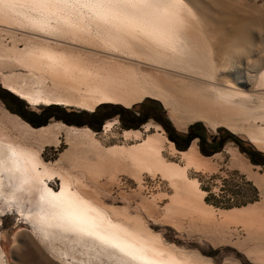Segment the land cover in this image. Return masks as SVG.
Returning <instances> with one entry per match:
<instances>
[{"label":"bare ground","instance_id":"obj_1","mask_svg":"<svg viewBox=\"0 0 264 264\" xmlns=\"http://www.w3.org/2000/svg\"><path fill=\"white\" fill-rule=\"evenodd\" d=\"M259 19L237 18L215 0H161L151 7L108 0L67 6L55 0H0V70H10L0 75L31 105L92 111L103 103L129 108L151 97L162 102L178 130L195 121L223 126L244 133L264 151ZM19 67L24 74L14 71ZM117 124L116 118L107 119L100 138L88 126L59 120L33 127L0 105V195L20 212V198L30 193L23 212L50 253L70 256L75 264H215L167 240L150 227L152 221L180 232L236 237L234 243L251 260L264 264V168L225 146L231 164L247 173L261 198L216 206L205 200L199 176L190 173L214 172L212 157L221 153L203 155L195 139L178 150L153 120L122 128V142L105 143ZM62 140L67 146L60 157L44 160L45 145ZM163 150L178 154L180 162L165 158ZM125 177L133 179L131 196L138 200L121 193ZM114 188L121 189V205L113 203ZM26 236L31 244L14 247L11 262L0 251V264H60Z\"/></svg>","mask_w":264,"mask_h":264},{"label":"rangeland","instance_id":"obj_2","mask_svg":"<svg viewBox=\"0 0 264 264\" xmlns=\"http://www.w3.org/2000/svg\"><path fill=\"white\" fill-rule=\"evenodd\" d=\"M215 1L221 4H225L229 10H232L233 15L237 18H249V20H255L256 23H260V17L261 19H264V0ZM263 19L261 23H264ZM254 30H256V27ZM4 40L10 43L9 37L6 36ZM17 44L19 47L23 46L22 41H18ZM252 49L258 48L253 47ZM4 69H1L2 72L4 71V74L10 71L8 68ZM16 70L20 71L21 74L25 73V71L20 67L16 68L14 71ZM2 72L0 75V105L2 107L4 106L7 111H10V113L19 116L22 120L26 121L27 123L29 122L26 117H30L31 111L35 113H40L44 108L48 107L49 110L51 109V115L47 119V122L45 124L53 122L54 120H59L68 125L88 126L92 130H94L98 136L100 135L99 137L101 138V130L103 123L107 119L116 118L118 120L116 134L111 135V137L105 140V143H112L122 142L123 139L119 133L122 128H141L143 123H146V121L149 120H153L162 126L164 131H166L165 133L168 139L174 142L178 150H180V146H185L186 144V135L188 133L189 127L197 123L193 126L194 131H200V129H203L206 139L208 141H214L215 143L214 146L208 148V150L206 149L207 151L204 149V151L202 152L200 148H203L204 144L200 142L198 138V146L200 152L205 156H212L219 152L221 153V155L212 157L217 167L214 172H210L209 174H201L199 172L193 171L190 174H194L197 177L199 176L198 178L202 183L201 186L207 192L205 200L216 206L231 207L234 205H239H231L229 202V197L230 195L242 194L241 188L237 186V176H241L242 174L246 176V174L243 173L240 169H238V167L231 164L230 157L226 151L225 146L231 145L236 147L240 154L245 156L252 164L260 166V170L263 171L264 151L257 149L256 146L247 139L244 133H235L223 126L217 127L216 129H212L203 124L202 121H195L194 123H191L190 125H188L186 130H178L170 121L168 117V110L163 106L160 100H156L151 97H146L141 102L136 103L135 105L129 108L118 104L103 103L98 105L91 112L85 111L77 107L66 105L62 106V104L55 103L31 105L27 102V100L20 97L16 93L15 89L11 90L13 88L11 87V85L8 84L9 81L7 83L6 79L2 77ZM23 115L25 117H23ZM214 137L215 140H213ZM66 146L67 145L64 143L63 140L58 146L45 145L42 151V156L44 160H57L60 157L61 152L66 148ZM212 149H214L215 151L213 153H210L209 150ZM162 153L165 158L180 162L178 154H170L166 150H163ZM251 158L254 159V162L251 161ZM147 179L148 181H150V178ZM124 180L125 185L123 186L124 188H122L124 191H122L121 193L125 194L128 191L130 194H127V196L134 195L135 192L133 189L136 186L133 182V179H131L130 177H125ZM53 185L56 186L55 183ZM110 190L112 195L114 194L113 196L116 197H114L113 203L116 205L123 204L120 198L121 189L114 188ZM130 190H133L134 193L132 192V194ZM29 195L30 193L26 192L25 197L20 198V202L23 203L20 204L22 209L20 212L15 209V205L11 206L10 208L8 206L9 201L5 199L2 195H0V251H2L1 255L3 259H10L9 261L11 262V260L14 259V257L11 255V250L14 247L18 245L23 246V244L20 243H24L26 241L31 244V239L29 240V238L26 236L30 234L33 239L37 242L35 243L38 244V246H41L40 248H42V251L44 250V253L46 255H49L52 260L54 259L55 262L60 264H75L76 260L71 258L70 256H65L64 259H61L50 253L47 250L45 244L40 241L36 233L33 231L29 221V215L24 214L23 212V209L29 203ZM135 196H131L130 198H132L133 200H138L136 194ZM240 199L241 202L247 200V203L253 202L257 199L259 200V192L253 181L250 180V182H248V186L245 187L244 190V198ZM133 200L132 204L134 205L135 202ZM106 201L111 202V199L108 198V200L106 199ZM241 204L246 203L244 202ZM149 225L151 228L161 231L167 240L177 245L184 246L186 249L198 251L203 256L210 258L215 264H222L225 261L231 260L237 261L239 264H257L253 260H251L245 254V252H243L244 250L240 248L238 244L236 245V243H234L236 237H234L235 239H230L228 237H218L205 232H180L172 226H166L152 221L149 222ZM20 235H24V238L19 239ZM54 242L57 245L64 246V244L58 240H55ZM74 255L80 256V253L74 252ZM18 261L20 260L18 259Z\"/></svg>","mask_w":264,"mask_h":264},{"label":"trees","instance_id":"obj_3","mask_svg":"<svg viewBox=\"0 0 264 264\" xmlns=\"http://www.w3.org/2000/svg\"><path fill=\"white\" fill-rule=\"evenodd\" d=\"M22 102V101H21ZM136 104V103H135ZM134 104V105H135ZM50 115H51V109L49 110V108L47 107V108H44L43 110H42V112H40V113H35V112H33V111H31L30 112V117H26L27 118V120H28V122L31 124V125H33V126H35V127H40L41 125L43 126V124H45L46 122H47V119L50 117ZM23 117H25L24 115H23ZM147 122V121H146ZM144 124V123H143ZM195 124H197V123H195ZM195 124H193V125H191L190 127H189V130H188V133H187V135H186V144H185V146H180V150H184V149H186L187 147H188V145L190 144V141L192 140V139H194V138H199V141L200 142H202L203 144H204V146H203V148L201 147L200 148V150L203 152L204 151V149L206 150H208V148H210V147H212V146H214L215 145V143H214V141H208L207 139H206V136H205V134H204V131H203V129H200V131H194V125ZM46 125V124H45ZM126 129H129V128H126ZM136 129V128H135ZM213 140H215V137H214V139ZM206 150V151H207ZM210 151V153H213L215 150L214 149H212V150H209ZM251 161L252 162H254V159L253 158H251Z\"/></svg>","mask_w":264,"mask_h":264},{"label":"snow or ice","instance_id":"obj_4","mask_svg":"<svg viewBox=\"0 0 264 264\" xmlns=\"http://www.w3.org/2000/svg\"><path fill=\"white\" fill-rule=\"evenodd\" d=\"M57 3L64 4L65 6L71 4L80 3L81 0H55ZM108 2L112 3H125L130 4L133 6L141 5L144 7H151V6H160L161 0H108Z\"/></svg>","mask_w":264,"mask_h":264},{"label":"built area","instance_id":"obj_5","mask_svg":"<svg viewBox=\"0 0 264 264\" xmlns=\"http://www.w3.org/2000/svg\"><path fill=\"white\" fill-rule=\"evenodd\" d=\"M248 182H250V179H248L244 174H242L241 176H237V186L241 188L242 194H236V195H230L229 197V202L231 205L233 204H241L244 203L246 201L241 202L240 198H244V190L245 187L248 186Z\"/></svg>","mask_w":264,"mask_h":264},{"label":"crops","instance_id":"obj_6","mask_svg":"<svg viewBox=\"0 0 264 264\" xmlns=\"http://www.w3.org/2000/svg\"><path fill=\"white\" fill-rule=\"evenodd\" d=\"M195 139V140H194ZM193 140L194 141H196V144H197V148H198V150H199V146H198V138H194ZM192 140V141H193ZM199 152H200V150H199ZM220 153V152H219ZM240 153V152H239ZM216 154H218V153H216ZM248 160V159H247ZM249 161V160H248ZM239 169V168H238ZM243 173H245L246 174V176L248 177V175H247V173L246 172H244V171H242ZM248 179H250L251 181H253L250 177H248ZM253 183H254V181H253ZM255 184V183H254ZM255 186L257 187V185L255 184ZM257 189H258V192H259V199H260V197H261V192H260V189H259V187H257ZM258 200V199H257ZM256 201V200H255ZM245 203H247V202H245ZM240 205V204H239Z\"/></svg>","mask_w":264,"mask_h":264},{"label":"water","instance_id":"obj_7","mask_svg":"<svg viewBox=\"0 0 264 264\" xmlns=\"http://www.w3.org/2000/svg\"><path fill=\"white\" fill-rule=\"evenodd\" d=\"M74 107V106H73ZM78 108V107H77ZM82 109V108H81ZM83 110H85V111H89V112H91L90 110H87V109H83ZM93 111V110H92Z\"/></svg>","mask_w":264,"mask_h":264}]
</instances>
